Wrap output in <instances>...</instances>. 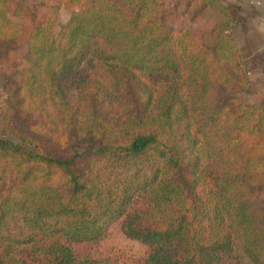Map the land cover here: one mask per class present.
Masks as SVG:
<instances>
[{
    "label": "trees",
    "instance_id": "16d2710c",
    "mask_svg": "<svg viewBox=\"0 0 264 264\" xmlns=\"http://www.w3.org/2000/svg\"><path fill=\"white\" fill-rule=\"evenodd\" d=\"M42 23L0 112V264H112L77 255L115 224L143 264H264V106L246 103L220 0H70ZM212 10L198 35L165 24ZM0 6V59L20 36ZM85 140V165L46 151Z\"/></svg>",
    "mask_w": 264,
    "mask_h": 264
},
{
    "label": "crops",
    "instance_id": "0c3cea01",
    "mask_svg": "<svg viewBox=\"0 0 264 264\" xmlns=\"http://www.w3.org/2000/svg\"><path fill=\"white\" fill-rule=\"evenodd\" d=\"M232 15L230 33L239 52L245 85L252 98L246 103L264 106V0H220ZM12 22L22 26L19 38L42 23L64 24L80 5L70 0H0ZM214 25V24H213Z\"/></svg>",
    "mask_w": 264,
    "mask_h": 264
},
{
    "label": "rangeland",
    "instance_id": "374dc122",
    "mask_svg": "<svg viewBox=\"0 0 264 264\" xmlns=\"http://www.w3.org/2000/svg\"><path fill=\"white\" fill-rule=\"evenodd\" d=\"M164 1L166 3L169 2V0ZM215 19V13L207 9L195 18H191L188 14L181 15L178 13L176 16L167 17L164 21L167 26L188 29L198 35H202L212 29ZM60 25L62 24L59 23L57 26L55 24V28H58ZM27 41L26 37H18L11 44L8 52L0 59L1 78L9 79L11 77L16 64L19 63L27 51ZM240 95L245 102L252 98L242 87ZM5 97L6 94L0 81V112L5 105ZM86 147L87 142L85 140H77L76 138H71L63 146L49 141L43 142V148L46 151L59 157L73 160L72 168L76 172L83 169L85 165L83 156ZM255 202L258 207L263 208L264 194L259 192L256 195ZM72 249L77 255L107 258L112 264H143L147 254V247L144 244L125 236L121 230L120 223H115L103 238L92 243L74 245Z\"/></svg>",
    "mask_w": 264,
    "mask_h": 264
}]
</instances>
